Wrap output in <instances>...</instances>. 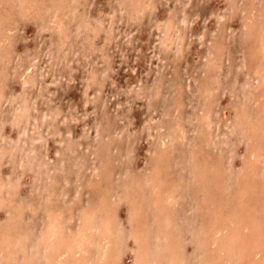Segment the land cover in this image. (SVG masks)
<instances>
[{
    "label": "rangeland",
    "instance_id": "rangeland-1",
    "mask_svg": "<svg viewBox=\"0 0 264 264\" xmlns=\"http://www.w3.org/2000/svg\"><path fill=\"white\" fill-rule=\"evenodd\" d=\"M0 264H264V0H0Z\"/></svg>",
    "mask_w": 264,
    "mask_h": 264
},
{
    "label": "bare ground",
    "instance_id": "bare-ground-1",
    "mask_svg": "<svg viewBox=\"0 0 264 264\" xmlns=\"http://www.w3.org/2000/svg\"><path fill=\"white\" fill-rule=\"evenodd\" d=\"M53 228V227H52ZM56 232V231H55ZM57 236V235H56ZM52 237V236H51ZM66 237V236H65ZM68 237V236H67ZM54 239H55V237H54ZM60 240V239H59ZM55 259V258H54ZM215 261V260H214Z\"/></svg>",
    "mask_w": 264,
    "mask_h": 264
}]
</instances>
